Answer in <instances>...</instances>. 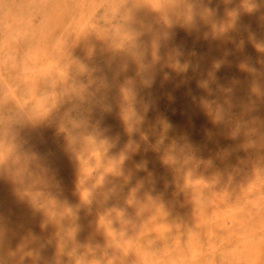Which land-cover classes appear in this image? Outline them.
Wrapping results in <instances>:
<instances>
[{
	"label": "bare ground",
	"instance_id": "6f19581e",
	"mask_svg": "<svg viewBox=\"0 0 264 264\" xmlns=\"http://www.w3.org/2000/svg\"><path fill=\"white\" fill-rule=\"evenodd\" d=\"M53 1L50 7V0H0V264L183 260L178 231L174 244L149 237L133 246L126 234L119 236L142 217L162 218L164 229L171 230L170 209L202 202L208 208L196 209L194 224L201 229L202 216L210 213L214 223L232 226L252 248L251 264H259L257 257L264 254V0L209 3V85L161 90L82 86V8ZM103 1L113 10L111 25L119 38L111 50L144 34L137 48L144 58L165 46L166 33L182 29L189 15L174 10L175 4L148 0L151 20L143 21L135 0ZM198 95L205 112L200 121L193 108ZM189 131H197L201 142L185 138ZM141 141L149 146L141 159L151 168L146 177L133 171ZM208 156L227 164L229 173L207 183L192 181ZM123 169L127 176L117 178ZM241 190L245 197H233ZM197 251L193 248L192 262ZM216 251L212 244L203 264L213 263Z\"/></svg>",
	"mask_w": 264,
	"mask_h": 264
},
{
	"label": "rangeland",
	"instance_id": "374dc122",
	"mask_svg": "<svg viewBox=\"0 0 264 264\" xmlns=\"http://www.w3.org/2000/svg\"><path fill=\"white\" fill-rule=\"evenodd\" d=\"M50 1L47 5L52 7L54 1ZM65 1L72 9L73 6L79 9L82 8V86H142L161 90L164 87L207 88L209 85L210 75L206 66L208 60V36L210 34L208 19L209 3L213 0H158L160 4L163 2L162 5L166 3L175 4L176 8L174 7V10L177 9L179 12L183 8L189 15H187L182 29L166 33V37L169 36L168 38H170L167 40L168 42L165 41V46L149 58L142 57L140 50L137 49L146 40V35L144 34L134 40H126L125 45L119 51L111 50L112 46H116L115 42L119 38L111 25L112 17H114L113 10L108 9L106 3L103 4V0ZM96 4H98V7L92 8ZM135 5L138 12L137 17L140 20H151V7L148 0H135ZM91 8L96 11L93 12L89 26L86 28L84 27V19ZM67 19H70V16H67ZM118 19H120V16H118ZM225 35L226 32L224 31L222 36L225 37ZM239 38L242 42L246 40L243 34ZM201 99V95H198V105L196 104L193 107L195 108L194 117L199 121L205 114L204 108L202 109L203 106L199 107L202 103ZM210 106L212 107V104L210 105L209 103V110ZM187 137L195 139L197 143L201 142L198 139L197 131L195 133H190L189 131L185 138ZM174 138L179 139L180 134L174 135ZM148 147V143L145 141H141L135 146L136 156L133 171L137 176L146 177L151 169L149 165H142L141 160ZM179 157L184 158V155H179ZM193 160L190 167L196 169L197 158ZM197 171L198 173L193 171L192 181L197 182L198 180L207 183L212 179L216 180L220 175L228 174L230 168L227 164L218 161L214 162L208 156L203 165L197 168ZM115 176L120 179L124 178V176H127V170L123 169ZM208 191L206 189L201 192L207 195ZM245 193V190H241L236 192L233 197H245ZM197 208L200 209V212H203L208 208V205L202 202L198 205H184L180 208L181 210L177 211L170 209L168 211L169 216L166 218L172 223L171 230L166 231L164 229L163 222L165 220L162 218L150 221L149 218L142 217L130 228L123 230L119 237L122 238L126 234L129 239V245L133 246L149 237L166 244H174L175 231L180 232L184 244L183 260L168 259L167 261H158L157 264H203L212 244L217 245V251L215 261L211 264H251L254 252L251 250L252 248L244 244V239L232 226L214 223L210 213H204L202 216L201 229L194 224L195 221L199 220L197 215H195ZM84 210L85 207L82 204V214ZM216 217L222 218V212H216ZM56 232L57 228L53 229V233ZM123 241L121 240L116 244L119 250L123 249ZM4 246L6 248V245ZM193 248L198 250L197 259L194 262L190 260L193 256ZM13 249L14 246L12 245L10 251ZM95 256L96 251H91V259L94 260ZM257 258L259 264H263L264 254L258 255Z\"/></svg>",
	"mask_w": 264,
	"mask_h": 264
}]
</instances>
